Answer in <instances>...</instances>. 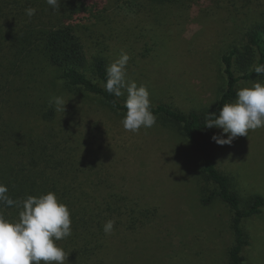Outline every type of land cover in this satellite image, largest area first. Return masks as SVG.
<instances>
[{"label":"rangeland","instance_id":"rangeland-1","mask_svg":"<svg viewBox=\"0 0 264 264\" xmlns=\"http://www.w3.org/2000/svg\"><path fill=\"white\" fill-rule=\"evenodd\" d=\"M216 1L202 0L177 11L162 25L126 9L106 18L77 13L70 22L77 26L90 62L102 56L110 64L126 51L127 75L147 86L151 104L189 112L214 103L225 86L221 55L237 38L232 20L245 18L231 2ZM35 60L42 74L32 65L18 83L22 105L10 123L17 127L26 121L35 132L52 126V147L63 142V147L76 149L84 203L107 208L109 201L112 209L118 208L107 214V220H115L111 234L94 225L91 259L83 264H229L233 212L220 199L204 203L215 186L202 178L201 158L180 128L157 116L151 128L126 131L123 110L107 106L99 95L68 87L58 77L62 69L45 67L37 56ZM88 74L100 82L93 70ZM251 82L242 81L239 88ZM52 96L68 101L48 123L33 109L42 102L54 109L49 106ZM118 98L123 103L126 93ZM221 132L217 127L209 135L212 139ZM212 142L217 165L233 179L243 205L255 194L264 195V128L250 130L231 145ZM243 227L250 241L243 251L247 262L264 264V208L246 218ZM63 249L65 264H73L74 247Z\"/></svg>","mask_w":264,"mask_h":264},{"label":"trees","instance_id":"trees-1","mask_svg":"<svg viewBox=\"0 0 264 264\" xmlns=\"http://www.w3.org/2000/svg\"><path fill=\"white\" fill-rule=\"evenodd\" d=\"M202 0H60L59 10L52 11L46 0H0V183L7 185L8 195L14 200H23L28 195L55 192L59 201L65 203L71 213L72 234L56 243L62 248L74 247V263L83 264L91 259L90 235L110 215V209L90 207L84 203L87 196L84 186L77 181L78 156L75 147H63V142L51 146L54 128L35 132L25 122L19 126L11 124L12 114L19 108L22 88L19 82L32 70L42 74L40 58L45 67L63 70L58 75L68 87L76 86L88 93L101 96L104 103L123 110L118 97L109 94L102 87L106 80L108 60L102 56L90 62L86 44L78 33L77 26L70 21L77 13H86L97 18L118 15L120 10L143 13L158 25L172 18L177 11H187L200 5ZM232 3L236 11L245 18H234L237 38L221 55L224 67L225 86L221 88L214 103L184 112L167 104H151L155 116H163L180 128L182 136L202 161L200 174L215 189L204 203L215 199L226 203L233 212L232 229L235 242L229 250V264H249L243 251L250 244L243 227L246 218L259 215L264 208V195L251 196L246 205L235 188L231 176L221 171L213 151L210 137L216 126L208 128L206 117L226 102L236 99V92L242 81H264V74L257 75L254 67L264 64V0H217L216 3ZM240 4V6L238 5ZM36 9L34 16L25 14L27 7ZM239 6V7H238ZM130 13V12H129ZM38 21H36L35 19ZM47 69V68H46ZM99 78L94 81L89 70ZM47 70H43V73ZM20 104V105H19ZM26 104H29L26 102ZM33 113L45 122L56 120L57 111L46 103L34 106ZM0 213L8 219L18 217L15 206L0 205ZM78 258V260H77Z\"/></svg>","mask_w":264,"mask_h":264},{"label":"clouds","instance_id":"clouds-1","mask_svg":"<svg viewBox=\"0 0 264 264\" xmlns=\"http://www.w3.org/2000/svg\"><path fill=\"white\" fill-rule=\"evenodd\" d=\"M52 11H58L60 0H46ZM36 13L27 7L25 14L31 18ZM130 56L121 50L120 55L106 67V80L102 87L115 97L124 96L126 109L121 124L126 131L138 133L156 124V116L151 110L150 93L144 84L127 75ZM257 75L264 74V64L254 67ZM68 100L63 96L49 98V106L56 111H64ZM208 128L222 129L213 134L212 140L220 146L231 145L239 136H247L249 131L264 128V83L253 81L240 87L236 99L226 102L218 113L206 117ZM227 134V135H225ZM7 185L0 183V205L18 209L16 219H8L0 213V264H65L68 257L56 242L72 234L71 213L67 205L59 201L55 192L28 195L23 200H14L8 195ZM115 220L103 224L106 235L112 233Z\"/></svg>","mask_w":264,"mask_h":264}]
</instances>
